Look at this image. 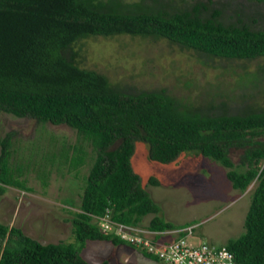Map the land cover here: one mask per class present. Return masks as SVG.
<instances>
[{"label": "trees", "instance_id": "trees-1", "mask_svg": "<svg viewBox=\"0 0 264 264\" xmlns=\"http://www.w3.org/2000/svg\"><path fill=\"white\" fill-rule=\"evenodd\" d=\"M205 10L198 1L179 7L154 0H0V111L76 131L78 142L46 155L45 164L77 170L87 163L85 145L93 154L78 211L70 218L73 241L42 244L0 223V264H92L82 252L97 241L126 246L164 264L144 245L101 227L102 218L113 226L161 232L187 225L165 220L141 186L130 163L137 141L148 145L149 160L161 164L182 153L216 161L227 169L234 189L245 191L256 180L244 232L224 246L235 264H264V110L213 113V105L193 109L164 90L127 93L103 74L79 66L70 52L89 36L127 34L162 38L218 59L264 57V29L241 20L223 23L219 11L205 16ZM13 135L0 139V198L9 187L31 190L21 177L23 165L11 162ZM233 148L243 149L237 165L229 154ZM48 174L40 172L44 184ZM146 215L152 217L140 226Z\"/></svg>", "mask_w": 264, "mask_h": 264}, {"label": "rangeland", "instance_id": "rangeland-1", "mask_svg": "<svg viewBox=\"0 0 264 264\" xmlns=\"http://www.w3.org/2000/svg\"><path fill=\"white\" fill-rule=\"evenodd\" d=\"M139 1L123 0L126 3ZM154 1L157 5L171 1L179 7H189L198 1L207 8L203 12L205 16L219 11L218 18L223 23L237 24L241 20L253 29H264L263 3L249 0ZM145 2L152 4V0ZM70 52L79 66L103 74L112 86L127 93L164 90L193 109L213 105V113L264 110V57L218 59L162 38L127 34L89 36L74 43ZM221 103L223 106L218 109ZM7 133L14 134L11 162L23 165L21 177L31 190L7 189L0 198V223L20 228L42 244L72 242L70 218L78 211L93 155L90 147L85 145L87 163L69 171L67 165L58 169L56 164H45L44 158L59 152L64 145L77 143L79 139L74 129L0 111V139ZM242 153V148L231 149L229 154L235 165L240 162ZM130 163L141 186L159 205L165 220L176 225L198 224L190 235L181 232L178 237H186L192 243L222 246L244 232L243 222L256 180L245 191L234 189L226 177L227 169L218 162L195 153H182L173 162L161 164L149 160L148 145L140 141L135 144ZM43 170L49 173L46 184L40 176ZM150 178L157 183L151 184ZM151 217L144 216L140 226H146ZM82 256L92 264L103 260L109 264H161L158 257L144 258L139 251L101 241L88 242Z\"/></svg>", "mask_w": 264, "mask_h": 264}, {"label": "built area", "instance_id": "built-area-1", "mask_svg": "<svg viewBox=\"0 0 264 264\" xmlns=\"http://www.w3.org/2000/svg\"><path fill=\"white\" fill-rule=\"evenodd\" d=\"M197 224L182 229L153 232L142 227L125 228L111 225L102 218L101 227L115 230L116 233L129 241L144 245L150 252L156 253L164 264H235L233 254L224 246L210 245L206 242L192 243L186 237H178L181 232L190 235ZM157 235L161 238L153 244Z\"/></svg>", "mask_w": 264, "mask_h": 264}, {"label": "clouds", "instance_id": "clouds-1", "mask_svg": "<svg viewBox=\"0 0 264 264\" xmlns=\"http://www.w3.org/2000/svg\"><path fill=\"white\" fill-rule=\"evenodd\" d=\"M190 225H194V224L185 225V226H183V227H181V228H176V229H182V228L187 227V226H190ZM197 225H198V224H197ZM212 245H215V244H212ZM216 246H221V245H216Z\"/></svg>", "mask_w": 264, "mask_h": 264}]
</instances>
